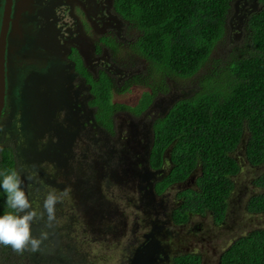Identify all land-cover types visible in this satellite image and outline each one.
Returning <instances> with one entry per match:
<instances>
[{
	"label": "rangeland",
	"instance_id": "obj_1",
	"mask_svg": "<svg viewBox=\"0 0 264 264\" xmlns=\"http://www.w3.org/2000/svg\"><path fill=\"white\" fill-rule=\"evenodd\" d=\"M258 8V0H233L215 59L227 60L246 45L247 19ZM45 39L39 34L38 42ZM126 60L130 66L122 73L115 67L114 98L134 105L145 90L153 91L154 83L144 80L149 71L143 60ZM103 62L91 53L90 65ZM57 69L39 75L41 83L33 84L31 95L25 88L21 102H11L7 111L18 115L7 114L0 122V155L6 144L14 149L33 206L42 211L48 192L59 197L50 224L45 213L32 225L33 235H47L38 250L29 246L30 264H174V256L191 252L201 254L203 264H219L234 240L264 228V215L247 210L249 199L261 192L255 179L264 173V164L254 167L246 158L247 135L235 152L242 169L234 177L224 224L216 225L209 214L192 216L184 226L173 223L177 194L195 186L196 174L162 195L155 191L170 166L156 171L149 165L154 122L175 102L194 94L197 79L170 81V90L159 93L142 115L119 111L117 133L110 135L87 106V87L68 67ZM60 74L63 79H54ZM141 77L144 83L133 81Z\"/></svg>",
	"mask_w": 264,
	"mask_h": 264
},
{
	"label": "trees",
	"instance_id": "obj_2",
	"mask_svg": "<svg viewBox=\"0 0 264 264\" xmlns=\"http://www.w3.org/2000/svg\"><path fill=\"white\" fill-rule=\"evenodd\" d=\"M232 3L116 0L120 15L139 30L134 49L147 62L149 73L144 80L154 83L153 91L145 90L134 105L114 100L118 89L107 73L95 79L85 70L94 119L110 135L117 133L119 111L142 115L159 93L170 90V81L197 79L194 94L178 100L165 116L155 120L149 152L153 170L170 166L155 184L159 195L197 175L195 186L177 194L179 203L171 215L177 226L188 224L192 216L208 214L216 225L225 223L235 190L234 177L242 169L235 152L246 135L248 162L254 167L264 164V0H258V10L249 14L246 45L227 60L215 59L214 53L227 33ZM143 77L133 81L142 84ZM12 168L19 173V160L6 144L0 155V171ZM255 184L261 192L249 199L247 210L264 215V173ZM5 200L0 190V214L9 210ZM28 249L17 251L0 244V264H30ZM173 262L204 263L201 254L192 252L177 254ZM219 264H264V228L234 240L221 254Z\"/></svg>",
	"mask_w": 264,
	"mask_h": 264
},
{
	"label": "flooded vegetation",
	"instance_id": "obj_3",
	"mask_svg": "<svg viewBox=\"0 0 264 264\" xmlns=\"http://www.w3.org/2000/svg\"><path fill=\"white\" fill-rule=\"evenodd\" d=\"M6 3L0 0V32ZM115 3L116 0H11L6 38V105L1 116L18 115L7 113L11 102H21L25 88L31 95L35 91L33 84L41 83L39 75L49 72L46 69L68 67L87 87V106L95 115L85 70L95 79L101 73L115 79L130 66L126 60L129 57L132 61L143 60L146 68V60L134 49L139 36H133L139 30L120 15ZM41 33L46 38L44 43L38 42ZM92 52L104 62L90 65ZM115 67L119 68L117 74ZM60 75H54V79H63Z\"/></svg>",
	"mask_w": 264,
	"mask_h": 264
},
{
	"label": "clouds",
	"instance_id": "obj_4",
	"mask_svg": "<svg viewBox=\"0 0 264 264\" xmlns=\"http://www.w3.org/2000/svg\"><path fill=\"white\" fill-rule=\"evenodd\" d=\"M23 184L24 180L16 169L0 171V190L6 195L5 204L9 209L0 214V244L11 245L17 251L30 246L36 251L47 234L33 235L32 225L42 220L45 213L50 224L59 197L55 192H48L42 201V211H38Z\"/></svg>",
	"mask_w": 264,
	"mask_h": 264
},
{
	"label": "water",
	"instance_id": "obj_5",
	"mask_svg": "<svg viewBox=\"0 0 264 264\" xmlns=\"http://www.w3.org/2000/svg\"><path fill=\"white\" fill-rule=\"evenodd\" d=\"M11 0H7L5 12L0 32V121L2 113L6 105L7 90V71H6V38L9 29V19L11 14Z\"/></svg>",
	"mask_w": 264,
	"mask_h": 264
}]
</instances>
